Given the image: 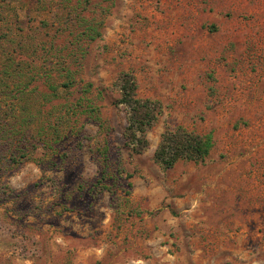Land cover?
<instances>
[{"label": "rangeland", "instance_id": "1", "mask_svg": "<svg viewBox=\"0 0 264 264\" xmlns=\"http://www.w3.org/2000/svg\"><path fill=\"white\" fill-rule=\"evenodd\" d=\"M12 6L27 28L49 37L68 11L73 20L102 22L101 36L81 39L84 50L70 60L78 81L72 98L91 84L89 96L109 132L86 123L92 139L83 147L81 137L66 136L57 145L64 162L42 148L15 165L2 155L0 264H264V0H15ZM72 23L81 32L87 22ZM68 38L66 31L57 45ZM130 71L139 96L164 107L141 155L124 145L127 116L117 105L115 83ZM176 125L211 134L214 147L203 163L180 161L163 171L154 153ZM106 136L118 148L113 160L120 157L133 176L129 197L127 180L114 188L117 203L107 191H91L99 166L89 146Z\"/></svg>", "mask_w": 264, "mask_h": 264}, {"label": "trees", "instance_id": "2", "mask_svg": "<svg viewBox=\"0 0 264 264\" xmlns=\"http://www.w3.org/2000/svg\"><path fill=\"white\" fill-rule=\"evenodd\" d=\"M15 0H0V159L8 165L20 164L34 159V152L42 148L59 154L62 162L67 154L59 153L61 142L71 134L81 137L78 145L83 147V140L92 137L84 133L86 123H92L99 132L109 127L101 116V107L95 104L91 94V84L82 88V96L73 99L77 84L76 70L70 60L83 51L81 39L94 40L101 36L102 22L87 21L76 15L74 20L67 12L62 29L55 34L30 30L21 20ZM89 1V0H88ZM113 1V0H111ZM5 24L1 26V23ZM72 22L81 25L87 22L84 30L77 32ZM45 28L49 24L43 22ZM69 31V38L62 45L57 38ZM47 88L43 92L41 87ZM115 87L119 92L118 106L126 111L127 125L123 133L124 145L135 154L141 155L149 148L148 132L157 124L163 114L160 100L139 96V84L133 72H122ZM56 100H64L55 103ZM51 104L52 110L46 106ZM86 117L85 123L81 119ZM214 140L211 134L202 135L183 125L168 127L162 134L154 153L155 163L163 170H173L180 161L203 163L211 154ZM93 160L99 166V176L91 191L109 192L117 203L115 187H123L124 193L132 194L133 184L128 182L133 176L126 173L120 157L113 160L118 151L110 139L97 141L96 146H89ZM7 154V157L4 156ZM54 163V162H53Z\"/></svg>", "mask_w": 264, "mask_h": 264}]
</instances>
